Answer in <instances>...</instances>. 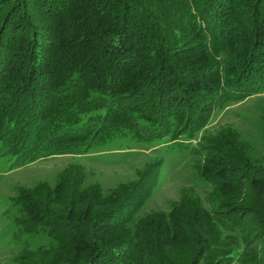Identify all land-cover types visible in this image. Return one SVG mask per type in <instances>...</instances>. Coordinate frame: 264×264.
<instances>
[{"label": "trees", "instance_id": "trees-1", "mask_svg": "<svg viewBox=\"0 0 264 264\" xmlns=\"http://www.w3.org/2000/svg\"><path fill=\"white\" fill-rule=\"evenodd\" d=\"M257 1L0 0V157L13 156L18 168L117 137L188 146L216 107L264 91V0ZM207 166L201 176L216 210L182 202L170 221L150 216L133 232L126 226L147 189L105 214L98 232L78 222L68 240L47 200H12L31 215L13 220L21 234L57 242L27 252L42 260L20 264H219L212 246L221 229L241 234L235 256H244L249 233L232 225L229 203L239 192L264 229V179L238 190L234 176Z\"/></svg>", "mask_w": 264, "mask_h": 264}, {"label": "rangeland", "instance_id": "rangeland-1", "mask_svg": "<svg viewBox=\"0 0 264 264\" xmlns=\"http://www.w3.org/2000/svg\"><path fill=\"white\" fill-rule=\"evenodd\" d=\"M208 120L188 146L166 140L148 143L117 137L102 139L85 154L51 156L18 168L12 166L13 156L0 157V264H20L26 257L40 261L41 256L27 252L57 244L41 233L21 234L13 220L27 221L31 215L14 209L12 200L43 204L47 200L46 211L56 220L57 234L68 240L78 222L85 221L98 232L100 219L129 194L133 196L140 190H148L147 197L128 222L129 232L150 216L163 215L170 221L173 211L184 205L182 202H196L204 212L214 206L216 210L217 199H210L212 186L201 176L204 169H212L207 165L216 166L222 177L234 176L238 190H242L246 181L264 179V91L216 107ZM238 196L237 201L229 203V212H236L229 217H235L234 226L240 222L241 233H249L248 250L244 256H235L240 250L235 237L241 234L235 236L229 233L233 229H221L216 231L221 236L217 246H212L216 249L212 250L215 252L212 258L218 259L219 264H227L228 256L234 255L237 261L233 264H264V229L253 224L251 209L245 211L239 192ZM258 235L260 244L251 240ZM254 244L257 246L253 247ZM246 254L253 261H242Z\"/></svg>", "mask_w": 264, "mask_h": 264}]
</instances>
